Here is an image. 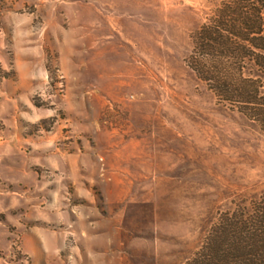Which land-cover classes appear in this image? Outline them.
<instances>
[{
    "label": "rangeland",
    "instance_id": "1",
    "mask_svg": "<svg viewBox=\"0 0 264 264\" xmlns=\"http://www.w3.org/2000/svg\"><path fill=\"white\" fill-rule=\"evenodd\" d=\"M262 36L264 0H0V264H210L255 233Z\"/></svg>",
    "mask_w": 264,
    "mask_h": 264
},
{
    "label": "trees",
    "instance_id": "2",
    "mask_svg": "<svg viewBox=\"0 0 264 264\" xmlns=\"http://www.w3.org/2000/svg\"><path fill=\"white\" fill-rule=\"evenodd\" d=\"M251 46L261 52L257 65L264 75V36L253 39ZM258 214L256 219H252L256 223L257 230L246 240L241 235V222L233 221V224L228 225L227 228L230 229L224 232V236L209 241L206 251L211 257L210 264L212 261L220 264H264V210L259 211ZM220 246L226 247L222 258L219 257L218 252ZM259 258H263V261Z\"/></svg>",
    "mask_w": 264,
    "mask_h": 264
}]
</instances>
